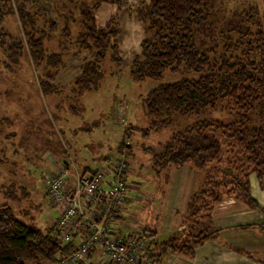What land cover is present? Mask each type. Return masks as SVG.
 Segmentation results:
<instances>
[{
    "label": "trees",
    "instance_id": "trees-1",
    "mask_svg": "<svg viewBox=\"0 0 264 264\" xmlns=\"http://www.w3.org/2000/svg\"><path fill=\"white\" fill-rule=\"evenodd\" d=\"M0 1V63L6 70L13 71L20 58L28 55L39 72L44 73L38 77V86L45 93L57 91L53 81L67 55L85 50L93 53L91 59L81 64L80 72L64 91L63 94L71 97L98 89L104 77L102 63L107 57L117 65L122 62L117 13L110 15L102 25L97 24L95 17L102 3L116 5L119 10V0L61 2L62 12L56 14L62 22L59 33L62 38L58 40L56 50H47L45 40L58 32V24L47 16L46 6H38L40 0ZM208 2L142 0L133 8L147 35L140 40V53L131 61L130 77L135 81H159L166 71L197 75L182 76L173 83L151 88L143 98L147 127H129L143 136L172 129L168 139L160 144L159 152L143 148L151 155L155 173L170 166L190 165L200 175L181 216V230L158 241L154 239L156 232L147 228L136 238L137 241L151 240L146 246V255L153 262L168 250L174 254L192 255L197 245L215 237L217 228L211 211L220 199L232 196L250 207H260L251 194L249 177L254 175L259 185L263 183L264 28L257 9L249 8L241 14L244 23L230 20L216 31L209 19ZM8 14L16 15L21 27L20 36H12L4 28L3 21ZM75 22L80 29L71 38L70 23ZM208 36L214 41L220 40V48L216 44L203 48V39ZM69 46L74 50L70 52ZM215 110L231 118L228 122L213 118L209 113ZM187 117L195 120L176 128L177 120ZM118 149L124 155L127 168L128 159L133 156L132 146L126 144ZM95 171L84 169L81 173ZM123 174L125 176L126 171ZM16 189L21 196L28 194L24 186L13 181L7 186L6 194L11 199H20V194L14 192ZM115 214L109 213V217ZM31 224L20 220L10 203H0V264L53 263L69 255L84 234L80 228H69V238L65 239L56 232L54 225L41 229ZM261 229L264 230V226ZM151 248L153 252L149 253Z\"/></svg>",
    "mask_w": 264,
    "mask_h": 264
},
{
    "label": "rangeland",
    "instance_id": "rangeland-1",
    "mask_svg": "<svg viewBox=\"0 0 264 264\" xmlns=\"http://www.w3.org/2000/svg\"><path fill=\"white\" fill-rule=\"evenodd\" d=\"M64 1L40 0L41 4H38L39 7L48 8L47 16L56 20L59 28L51 39L45 40L47 50H56L57 42L62 38L59 34L62 22L56 13L62 12L59 5ZM133 1L119 0L120 14L117 15L120 17L118 20L120 28L122 14L127 12L135 14L133 8H136V5L132 3ZM138 1L140 3L142 0ZM207 5L209 19L216 26L214 27L216 31L230 20L244 23L241 14L249 8L257 9L264 28V0H209ZM71 6L72 4L69 7ZM74 13L77 16L76 10ZM101 15L98 14V19H101ZM139 22L142 25V31H139L141 39L147 34L143 31L142 21ZM3 26L10 35L15 37L21 35L16 15H6ZM70 28L73 38L80 27L75 22L70 23ZM136 33L135 31V36L131 38L132 45L125 51L121 50L118 36L122 62L117 65L107 57L102 63L104 77L98 89L80 97L66 96L63 93L75 75L80 72L81 64L93 57V53L86 50L63 57L53 81L57 91L51 94L45 93V90L38 86V77L44 73L39 72L40 69L28 55L20 58L13 71L6 70L0 63V203H10L16 216L23 222L32 223V226L41 229L54 225L59 205L52 203L47 196L46 184L48 178L63 166L64 161L71 160L80 173L86 169L101 170L107 174L114 167L116 159L123 157L118 147L129 142L133 151V156L128 159L129 165L125 174L129 202L121 209L124 220L118 226L137 231L160 227L163 198L166 195V183L162 179L164 173L160 171L162 176L155 175L151 155L143 148L159 152L160 144L168 139L172 129L153 131L148 136H143L139 131H132L129 127L137 129L147 127L148 118L143 98L151 88L162 83H173L182 76L197 75L166 71L159 81L133 80L129 75V67L132 59L140 53L139 46L135 44ZM203 40V48L215 44L220 48L222 44L220 40L214 41L210 36ZM73 50L74 48L69 46V51ZM209 115L225 122L231 118L219 110L211 111ZM193 120L194 117L178 119L176 128H182ZM105 157L108 160L104 161ZM225 171L229 172V169L225 168ZM194 176L199 180L200 175L197 172ZM109 177L108 174L105 176L106 179ZM12 181L24 186L28 194L21 196L20 191L16 189L14 192L21 197L11 199L6 190ZM197 185L196 181L194 189ZM261 227L258 226L260 232L264 234ZM237 228L245 227L240 225ZM166 237L167 235H159L155 240L161 241ZM234 249L242 251L239 247ZM168 252L174 255L169 250Z\"/></svg>",
    "mask_w": 264,
    "mask_h": 264
},
{
    "label": "crops",
    "instance_id": "crops-1",
    "mask_svg": "<svg viewBox=\"0 0 264 264\" xmlns=\"http://www.w3.org/2000/svg\"><path fill=\"white\" fill-rule=\"evenodd\" d=\"M132 3L137 6L139 1L134 0ZM119 12L120 9L117 10L116 5L102 3L95 12L96 22L98 25H102L110 15ZM99 13L102 14L101 19H98ZM135 31L137 32L135 44L139 46L142 39L139 37V31H142L141 23L134 13L122 14L119 35L121 50L125 51L132 45L131 38L135 36ZM162 172L164 173L162 179L166 183V195L163 198L161 225L152 229L156 232L154 239L159 235L169 237L175 231L183 228L181 216L185 212L195 182L198 183L194 176L196 171L190 165L179 168L170 166ZM162 172L159 175L155 173V175L162 176ZM249 180L251 194L256 198L260 207H249L234 197L220 199L214 204L211 211L213 224L217 228L215 237L197 245L192 255H183L182 253L170 255L167 251L152 262L154 264H264V234L258 228V226H264V178L261 185L258 184L254 175H250ZM136 188L139 189V187ZM110 219L111 226L116 230L123 234L128 232L126 227L118 226L124 220L121 212H117ZM240 225L245 228H237ZM149 243L145 242V246H148ZM234 247H239L242 251L239 252ZM150 252H153L152 248ZM145 254H147L146 251ZM101 257L100 249L95 247L84 264H103Z\"/></svg>",
    "mask_w": 264,
    "mask_h": 264
},
{
    "label": "built area",
    "instance_id": "built-area-1",
    "mask_svg": "<svg viewBox=\"0 0 264 264\" xmlns=\"http://www.w3.org/2000/svg\"><path fill=\"white\" fill-rule=\"evenodd\" d=\"M129 144L124 143L123 146ZM124 157V155H123ZM116 159L114 167L107 173L96 170L93 173H80L71 160L47 180V196L57 203L54 228L65 239L68 229L77 227L84 231L75 249L55 262L42 264H84L91 249L97 247L101 252L103 264H154L146 256L147 238L137 241L141 231L127 228L123 234L111 226L109 213L121 212L129 202L126 194L127 183L124 171V158Z\"/></svg>",
    "mask_w": 264,
    "mask_h": 264
}]
</instances>
